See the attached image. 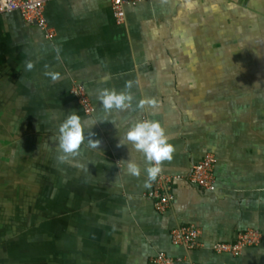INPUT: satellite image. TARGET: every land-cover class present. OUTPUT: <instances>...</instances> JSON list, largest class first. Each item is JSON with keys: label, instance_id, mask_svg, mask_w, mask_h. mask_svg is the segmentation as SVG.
<instances>
[{"label": "crops", "instance_id": "1", "mask_svg": "<svg viewBox=\"0 0 264 264\" xmlns=\"http://www.w3.org/2000/svg\"><path fill=\"white\" fill-rule=\"evenodd\" d=\"M44 17L51 40L0 10V264H152L158 252L174 264H264V0H146L121 23L110 0H45ZM102 88L126 91L129 107L105 111ZM73 110L99 143L61 162L57 126ZM145 118L173 145L161 172L181 176L163 213L144 197L142 153L118 145ZM207 154L212 191L185 179ZM182 225L200 229V247L172 244ZM247 229L257 246L211 250Z\"/></svg>", "mask_w": 264, "mask_h": 264}, {"label": "built area", "instance_id": "2", "mask_svg": "<svg viewBox=\"0 0 264 264\" xmlns=\"http://www.w3.org/2000/svg\"><path fill=\"white\" fill-rule=\"evenodd\" d=\"M143 1L146 0H110V8L116 22H123L125 6H135ZM44 2L45 0H0V10L18 12L26 23L38 28L45 39L51 40L55 34L45 20ZM70 93L76 99L83 114L88 116L93 113V105L81 84H74L70 89ZM214 164L215 157L212 154L205 155L191 167L185 179L201 190L212 191L214 189ZM180 178L181 176L170 175L160 171L154 179L149 181L144 197L151 202L156 212L163 213L167 210L173 201V183ZM199 236L200 229L194 225L178 226L170 233L172 244L182 246L188 250L201 246L198 242ZM260 239V232L254 229H247L238 233L233 242L213 243L211 250L216 254H229L237 257L244 248L257 246ZM151 262L152 264H174L175 260L163 252H158Z\"/></svg>", "mask_w": 264, "mask_h": 264}, {"label": "clouds", "instance_id": "3", "mask_svg": "<svg viewBox=\"0 0 264 264\" xmlns=\"http://www.w3.org/2000/svg\"><path fill=\"white\" fill-rule=\"evenodd\" d=\"M26 67L31 68V63ZM129 85L126 82L125 88ZM97 100L105 111L124 109L129 107L131 100L126 91H116L115 89L102 88L98 90ZM153 104L152 100H141L137 107L142 108L144 104ZM95 122L87 125L89 126ZM92 133L85 131V125L81 117L73 110L69 111L65 118L57 126L56 147L58 149L57 160L65 161L69 156H76L80 151L82 143L87 141L89 146L97 149L99 141L89 139ZM170 137L160 123L154 119L145 118L131 123L124 131L122 137L118 139V145L131 144V146L142 153L146 175V181H151L161 171V162L171 158L173 145L169 143ZM125 170L132 176L140 174V167L132 159L124 160ZM86 167V165H84Z\"/></svg>", "mask_w": 264, "mask_h": 264}]
</instances>
